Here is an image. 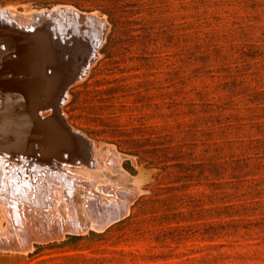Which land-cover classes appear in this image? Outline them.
<instances>
[{"label":"rangeland","instance_id":"rangeland-1","mask_svg":"<svg viewBox=\"0 0 264 264\" xmlns=\"http://www.w3.org/2000/svg\"><path fill=\"white\" fill-rule=\"evenodd\" d=\"M0 52V264H264V0H0Z\"/></svg>","mask_w":264,"mask_h":264},{"label":"bare ground","instance_id":"bare-ground-1","mask_svg":"<svg viewBox=\"0 0 264 264\" xmlns=\"http://www.w3.org/2000/svg\"><path fill=\"white\" fill-rule=\"evenodd\" d=\"M56 10V9H55ZM48 13V12H47ZM77 13V12H76ZM11 14V13H10ZM45 14H46V12H45ZM43 15V14H41V15H43L44 17L46 16V15ZM49 15V13L47 14V16ZM11 16V15H10ZM46 16V17H47ZM6 20H5V23H6V25L8 26V28L10 29V25L12 26V20L10 19V17L9 16H7L6 15ZM12 17V16H11ZM50 17V16H49ZM92 17V16H91ZM91 17H90V19H91ZM5 18V17H4ZM4 18H2V23L5 25V23H4ZM40 18V17H39ZM86 18H88V17H86ZM94 18V17H93ZM52 19V18H51ZM88 20V19H87ZM40 21H42V20H40ZM43 21H44V18H43ZM46 21V20H45ZM54 21V20H53ZM92 22V21H91ZM9 23H11V24H9ZM90 23V22H89ZM93 23V22H92ZM37 24V23H36ZM13 26H15V25H13ZM30 26V25H29ZM29 26H27V28L29 27ZM32 27V26H31ZM38 27V26H37ZM32 28H34V27H32ZM35 29H38V28H35ZM35 29H32V32L35 30ZM16 30H17V28H16ZM72 30V29H71ZM10 31V30H9ZM56 31V30H55ZM7 32H8V30H7ZM7 32H5L6 33V35H7ZM11 32H13L12 30L10 31V34H11ZM14 32H16L17 34H19L21 37L22 36H29V35H31L32 34V32L30 31H28V30H19V31H14ZM53 32V31H52ZM74 32V31H73ZM3 33V32H2ZM34 33V32H33ZM56 33V32H55ZM35 34V33H34ZM33 34V35H34ZM38 34L40 35L41 34V32L39 33V31H38ZM54 34V33H53ZM5 35V36H6ZM13 35V34H12ZM32 36V35H31ZM35 36H36V34H35ZM43 36H44V34H43ZM63 36V35H62ZM22 38V40L24 39H27V38ZM30 37V36H29ZM33 37V36H32ZM31 37V38H32ZM45 37V36H44ZM30 39V38H29ZM34 39H35V37H34ZM57 39H55V41H56ZM45 41V40H44ZM3 42V41H2ZM24 42H26V41H24ZM30 42V41H29ZM51 43V42H50ZM56 43V42H55ZM5 44V43H4ZM4 44H3V48L5 47L4 46ZM24 44V43H23ZM30 44H32L31 42H30ZM44 44V43H43ZM54 44V42H52V45ZM56 45V44H55ZM33 46V45H32ZM43 46V45H42ZM60 46H62V45H60ZM59 46V47H60ZM44 47V46H43ZM48 47V46H47ZM33 49V48H32ZM4 50H6V49H4ZM19 50V49H18ZM21 50V49H20ZM34 50V49H33ZM46 50H48V48L46 49ZM56 50V49H55ZM18 52V51H17ZM0 53H4V52H0ZM1 55V54H0ZM5 61V60H4ZM3 62V61H2ZM28 65V64H27ZM64 68V67H63ZM28 69V68H27ZM31 70V69H30ZM34 70V69H33ZM33 70H31V71H33ZM36 71V70H35ZM34 71V72H35ZM80 71V70H79ZM25 74H26V72H25ZM33 74V73H32ZM31 74V75H32ZM36 74V73H35ZM48 74H49V72H48ZM11 76V75H10ZM29 76V75H28ZM12 77V76H11ZM11 77H9L10 79H11ZM3 78V77H2ZM24 80V79H23ZM32 80V79H31ZM11 81V80H10ZM32 82V81H31ZM23 84V83H22ZM38 84V83H37ZM18 85V84H17ZM68 85V84H67ZM16 86V85H15ZM23 87H25V86H23ZM62 88V87H61ZM8 91V90H7ZM30 92V91H29ZM8 93V92H7ZM12 93V92H11ZM32 93V92H31ZM48 94V93H47ZM26 96V95H25ZM20 98V97H19ZM55 98V97H54ZM53 98V99H54ZM3 99H4V96H2V97H0V105L3 103ZM7 99V98H6ZM9 99V98H8ZM17 99V98H16ZM36 99V98H35ZM6 101V100H5ZM2 102V103H1ZM8 102V101H7ZM12 103H13V101H12ZM11 103V104H12ZM20 103V102H19ZM22 103V102H21ZM5 104V103H4ZM24 104V103H23ZM54 104V103H53ZM6 106H7V104H5ZM4 105V106H5ZM21 105V104H20ZM19 105V106H20ZM39 105V104H38ZM2 107H3V105H1ZM24 106V105H23ZM10 107V106H9ZM39 107V106H38ZM60 108H61V106H59ZM40 108V107H39ZM51 108V107H50ZM59 108V109H60ZM6 109V108H5ZM37 109V108H36ZM1 110H3V109H1ZM9 110V109H8ZM26 110V109H25ZM30 111V110H29ZM40 111V110H39ZM60 111H61V109H60ZM3 112V111H2ZM24 112V111H23ZM27 112H28V110H27ZM32 114V113H31ZM40 114H41V112H40ZM63 114V113H62ZM61 114V115H62ZM29 116H32V115H30V114H28ZM1 116H3V115H1ZM27 116V115H26ZM10 117V116H9ZM23 117V116H22ZM6 118V117H5ZM15 118H16V116H15ZM42 118V117H41ZM9 119V118H8ZM7 119V120H8ZM1 120V119H0ZM38 120V119H37ZM59 120V119H58ZM63 120V119H62ZM4 121V120H3ZM28 121V120H27ZM32 121V123L34 122L33 120H31ZM41 121V120H40ZM38 122V121H37ZM48 122V121H47ZM59 122V121H58ZM57 122V123H58ZM62 122V121H61ZM22 123V122H21ZM17 124V123H16ZM19 124V123H18ZM17 124V125H18ZM30 124V123H29ZM29 124H27V125H29ZM44 124V123H43ZM56 124V123H55ZM65 124V123H64ZM9 125V124H8ZM20 125V124H19ZM23 125H24V123H23ZM22 125V126H23ZM62 125V124H61ZM68 125V124H67ZM22 126H21V128H22ZM39 127V126H38ZM44 128H45V125H44ZM0 129H1V127H0ZM23 129V128H22ZM30 130V129H29ZM37 130V129H36ZM56 130V129H55ZM6 131V130H5ZM18 131V130H17ZM35 131V130H34ZM41 131V130H40ZM71 131H73V130H71ZM51 132V131H50ZM74 132V131H73ZM72 133V132H71ZM19 134V133H18ZM42 134V133H41ZM45 134H47L46 132H45ZM35 135V134H34ZM1 136V135H0ZM10 136V135H9ZM32 136V135H31ZM20 137V136H19ZM22 137V136H21ZM40 137H42V136H40ZM46 137H47V135H46ZM33 139H34V136H33ZM38 139V138H37ZM45 139V138H44ZM50 139H51V137H50ZM24 140H25V138H24ZM49 140V139H48ZM63 141V140H62ZM3 142V141H2ZM22 142H24V141H22ZM36 142V141H35ZM42 142V141H41ZM53 142V141H52ZM37 143H38V141H37ZM40 143V142H39ZM2 144V143H1ZM43 145V144H42ZM51 145V144H50ZM57 145V144H56ZM55 145V146H56ZM62 145H63V143H62ZM71 145V144H70ZM84 145V144H83ZM93 145V144H92ZM38 146V145H37ZM47 146V145H46ZM49 146V145H48ZM47 146V147H48ZM78 146V145H77ZM61 147V146H60ZM68 147V146H67ZM88 147H89V145H88ZM87 147V148H88ZM30 148V147H29ZM37 148H39V147H37ZM36 148V149H37ZM66 148V147H65ZM25 149V148H24ZM48 149V148H47ZM65 150V149H64ZM71 150V149H70ZM76 150V149H75ZM2 150H0V153H2L1 152ZM4 151V150H3ZM10 151V150H9ZM40 151H41V149H40ZM43 151V150H42ZM72 151V150H71ZM4 154H5V156H8L9 157V155L12 153H8V152H3ZM48 153V152H47ZM75 153H76V151H75ZM82 153V152H81ZM14 154V153H13ZM18 154V153H17ZM17 154H15L16 156H18ZM66 154V153H65ZM72 154V153H71ZM74 154V153H73ZM90 154H93L92 152L90 153ZM39 156V155H38ZM42 156V155H41ZM43 157V156H42ZM50 157V156H49ZM92 157V156H91ZM83 158V157H82ZM76 159H77V157H76ZM85 159V158H84ZM88 159V158H87ZM91 158H89V160H90ZM7 159H5V158H3L2 156L0 157V169L4 172L3 173V178H6V181H10V184H11V186L13 187V189L14 190H17L18 191V193L19 194H21V195H24L26 192H28L29 190H30V192H29V194L31 193V191H32V187H35L36 189H37V191H39V193H40V191H41V185H39V183H37V184H35L34 186L31 184V182H30V180H26V179H21L19 176H20V174H18L17 173V175L15 174L16 172H18V171H20V172H22L23 170L20 168H18V170H15L13 167H12V165H10V164H8V161H6ZM83 160V159H82ZM6 161V163H7V165L8 166H10V168H8V169H6V168H4L3 166V164H4V162ZM40 161H43V160H40ZM84 161V160H83ZM44 162V161H43ZM51 163H53V161L51 162ZM87 163H88V161H87ZM27 164V163H26ZM77 165V164H76ZM27 166H28V164H27ZM5 169L8 171V173H6L5 172ZM16 171V172H15ZM34 174V175H33ZM33 174H31L32 176H36L35 174H36V172L35 173H33ZM8 179V180H7ZM12 180H13V182H12ZM8 181V182H9ZM7 183V182H6ZM36 191V192H37ZM77 195V194H76ZM72 199V198H71ZM74 204V203H73ZM76 206V205H75ZM78 210V209H77ZM14 211V213H16L17 214V216H15L14 217V219H15V221L16 222H20L21 220H22V215H21V213L20 212H16V210L14 209L13 210ZM84 211V210H83ZM84 213H85V211H84ZM79 214V213H78ZM85 217V216H84ZM81 218V217H80ZM95 219H97V218H95ZM74 226H76V225H74Z\"/></svg>","mask_w":264,"mask_h":264}]
</instances>
